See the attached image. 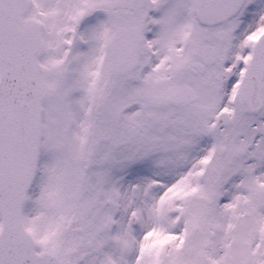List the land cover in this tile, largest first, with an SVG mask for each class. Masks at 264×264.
Returning <instances> with one entry per match:
<instances>
[{
    "label": "snow or ice",
    "instance_id": "snow-or-ice-1",
    "mask_svg": "<svg viewBox=\"0 0 264 264\" xmlns=\"http://www.w3.org/2000/svg\"><path fill=\"white\" fill-rule=\"evenodd\" d=\"M0 264H264V0H0Z\"/></svg>",
    "mask_w": 264,
    "mask_h": 264
}]
</instances>
